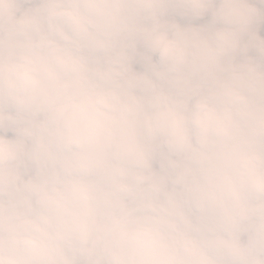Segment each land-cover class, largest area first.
Returning a JSON list of instances; mask_svg holds the SVG:
<instances>
[{
  "label": "clouds",
  "instance_id": "clouds-1",
  "mask_svg": "<svg viewBox=\"0 0 264 264\" xmlns=\"http://www.w3.org/2000/svg\"><path fill=\"white\" fill-rule=\"evenodd\" d=\"M0 264H264V0H0Z\"/></svg>",
  "mask_w": 264,
  "mask_h": 264
}]
</instances>
